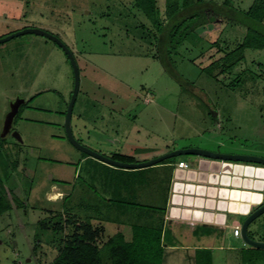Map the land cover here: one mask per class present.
Wrapping results in <instances>:
<instances>
[{"label": "rangeland", "instance_id": "1", "mask_svg": "<svg viewBox=\"0 0 264 264\" xmlns=\"http://www.w3.org/2000/svg\"><path fill=\"white\" fill-rule=\"evenodd\" d=\"M166 2L157 0L161 16ZM251 7L249 20L244 12ZM193 11L211 12L216 19L168 53L170 26ZM262 17L264 0H203L157 32L132 0H0V39L34 28L57 37L71 51L79 71L71 130L93 152L107 158L121 152L136 161L183 148L264 157V47L236 52L242 59L230 72L204 70L221 57L220 51L238 49L248 32L252 46L264 44V18L257 22ZM73 80L66 54L52 40L24 34L0 43V139L6 141L0 151V179L14 198L12 202L6 195L12 210L0 217V264H49L57 255L59 234L39 231L34 246L36 224L63 205L81 219L105 214L121 218L118 203L108 210L102 201L109 197L110 184L119 187L123 168L82 153L66 137ZM17 98L24 103L10 132L1 137ZM183 159L194 162L181 156L151 166L147 189L133 186L124 200L141 205V195L151 194L161 216L173 171L166 165ZM55 192L62 197H54ZM127 212L129 219L148 209L128 206ZM229 219L232 227L242 220ZM63 226V235L73 231L71 225ZM215 235L214 264H264V249L246 246L232 229ZM248 236L264 242V215L249 226ZM241 248L245 250L239 254ZM181 258L175 255L173 262L179 264ZM166 260H171L169 253ZM182 264L188 263L183 259Z\"/></svg>", "mask_w": 264, "mask_h": 264}, {"label": "trees", "instance_id": "2", "mask_svg": "<svg viewBox=\"0 0 264 264\" xmlns=\"http://www.w3.org/2000/svg\"><path fill=\"white\" fill-rule=\"evenodd\" d=\"M203 0H167L164 15L161 16L160 9L158 7L157 0H132L134 8H137L145 19L151 24V26L157 31L162 32L166 22L171 20L177 14L193 8L200 4ZM251 7L248 12H244V16L251 20ZM264 17L257 19V22L262 23ZM216 16L211 12L198 13L193 11L186 15L184 18L176 21L170 26L167 33V44L168 53L172 49L179 47L185 39L200 27H205L209 23H213ZM250 32H248L243 38V43L238 49L232 51H220L221 57L217 60L211 61V63L204 70L210 72L212 69H219V73L230 72L241 59L236 58L234 55L236 52L243 51L245 48H263L264 44L261 43L256 46H252L249 42ZM215 42L210 45V48H215ZM219 52V50H218ZM31 101V100H30ZM20 108V107H19ZM19 112V110H18ZM6 141L5 139H0V151L5 150ZM8 158V155H7ZM114 161H119L123 163H139L134 157L123 155L120 153H113L109 157ZM9 159V158H8ZM163 164V163H161ZM12 169L17 168V162L11 163ZM147 169H130L120 170V179L125 180V190H132L131 178L138 181L139 184L143 185L147 183ZM122 171V172H121ZM149 172V171H148ZM130 174V178L128 174ZM122 174L124 176H122ZM132 175V176H131ZM133 179V180H134ZM4 181L0 179V186L5 192V196H0V217L12 210V205L14 198H12L10 191H7L3 186ZM7 196L11 197L9 201ZM71 194L62 198V201L67 202L70 199ZM114 198V197H113ZM114 201L118 203L124 211V215H127L128 206H140L135 203H127L126 200ZM112 200V199H111ZM110 200V201H111ZM92 207H95L91 205ZM112 205H108V210L111 209ZM143 208V206H142ZM155 209V208H152ZM159 210V209H156ZM164 213L165 209H160ZM122 211V212H123ZM155 211V210H154ZM49 215L37 222V233L35 234V245L40 241L39 231L46 233L51 231L54 236L59 234L57 237L56 248L57 255L49 264H161L163 260V240L165 238V232L163 233L162 226H145V225H133L131 227V239L130 241H125L121 232L116 233L114 236L108 238L104 242L102 241L103 229L97 224H92V221L97 218L98 220H103L105 222L112 221L111 216L98 215L94 218L92 215L89 217H83L71 212V209L63 205L62 209L53 213L48 211ZM64 217L67 219H64ZM71 225L73 231L70 234L63 235L65 227L63 225ZM35 248V247H34ZM249 250V249H248ZM246 250V251H248ZM244 252V250H243ZM194 264H211L210 251L201 249L195 253Z\"/></svg>", "mask_w": 264, "mask_h": 264}, {"label": "water", "instance_id": "3", "mask_svg": "<svg viewBox=\"0 0 264 264\" xmlns=\"http://www.w3.org/2000/svg\"><path fill=\"white\" fill-rule=\"evenodd\" d=\"M36 34L56 43L66 54L73 70V91L67 105L64 129L68 141L82 153L103 163L123 169H142L154 166L167 159L191 156L194 162L188 169L175 168L171 185V212L175 218L193 219L204 223L225 225L232 216L241 217L239 223L242 242L255 249H264V242L248 236L249 226L264 215V158L255 155L220 153L199 148L169 151L154 159L140 163L114 161L82 146L73 137L71 116L79 90V71L75 58L66 45L57 37L34 28L24 29L0 39L3 43L13 37ZM24 103L16 99L6 114L1 137L11 130L12 122ZM13 136L20 139L16 133Z\"/></svg>", "mask_w": 264, "mask_h": 264}, {"label": "crops", "instance_id": "4", "mask_svg": "<svg viewBox=\"0 0 264 264\" xmlns=\"http://www.w3.org/2000/svg\"><path fill=\"white\" fill-rule=\"evenodd\" d=\"M198 5H196V6H198ZM199 29L203 30V27H200ZM117 144H119V142H117ZM183 149H185V148H183ZM210 151H212V150H210ZM215 152H217V151H215ZM113 153H116V151H113ZM117 153H121V152H117ZM151 158L154 159V156L149 157V158L143 157V158H140L138 161L143 162V161H146V160L151 159ZM179 162L186 163L188 165V167L191 166V162L188 160L183 159V160H180ZM178 163L166 165L168 168L173 167L172 168L173 171L171 174L169 188L167 190V193L165 195V200L163 202L164 205L162 204L163 205L162 208L165 209L164 213L160 212L161 216L156 215V213L158 211L156 212V210H155L156 206L154 204L155 201L153 200L155 196H151V194H150V197L147 198V197H144V194H143V195H141L140 200L142 202H141L140 206L141 207L143 206V208L145 210L148 209V212L143 213L142 216H140L136 212H134V215L132 213V216L129 219H126L125 215H124L125 210L123 211V209H120L119 215L121 218L115 217L111 222H105L103 220L101 222H96V221L94 222V220L92 221V224L98 223L97 225L103 229V231H102V235H103L102 241L103 242L105 240H107L108 238L114 236L118 232H121L125 241H127V242L130 241V239H131V227L133 225H136V224L140 225V223H141L142 225H145V226H151L152 225V226H156V227L162 226L163 233L165 232V238L162 241L164 253H163V260H162L161 264H168V263L177 264L175 261L173 262V260L175 258V255L178 256L179 254L182 255V258L179 260V264L180 263L182 264L183 259H185L188 264H194L195 253L201 249H205V250L210 251L211 264H214V253H215L214 244L217 243V237L215 235V232L216 231L224 232L228 228L232 229V231H233V228L236 226H239V224L238 225L235 224L232 227L229 225V222H226L225 225H216V224H214V222L213 223H204L202 221H195L193 219H181V218L173 217L174 213L171 212V209H172L171 185L173 183L174 170H175V168H177ZM94 164L96 165V163H94ZM99 166L101 169L107 168V167H104V165H102V166L99 165ZM151 169L152 168L150 167L149 170H151ZM121 170L128 171L130 169H121ZM122 176H124V175L122 174ZM128 176L130 178V174H128ZM133 179L131 178L132 185L138 186V184H139L138 181H136L135 179L133 180ZM125 180H129V179H125ZM125 180L124 179L121 180V183H119V187L117 188V190H116V188H114V186L112 184L109 185V187H108L109 190L106 193L109 197L103 199V201H102V203L106 207L108 205H112V203L114 201L118 202L119 201L118 199H120V198H122L124 200V197L126 195V190L124 188L125 187V184H124ZM150 181H151V177L149 176V173H148L147 174V183H145L143 185L139 184V186H141L143 188L146 187V189H147V187L150 184ZM134 189L135 188H132V190H129V191L127 190L128 194L133 193ZM53 195L54 196L58 195L60 198L62 197L59 194V192H55ZM113 197H118V199L116 198L117 200H115ZM162 199H164V198H162ZM49 201H51V200H49ZM127 203H132V202H127ZM152 208H155V209H152ZM110 225H112V227L109 228ZM219 248H221V246ZM243 250H245V249L244 248L238 249V252H240L239 254H241V252ZM168 253H169V256L171 257V260H169V262L166 260V255H168Z\"/></svg>", "mask_w": 264, "mask_h": 264}, {"label": "built area", "instance_id": "5", "mask_svg": "<svg viewBox=\"0 0 264 264\" xmlns=\"http://www.w3.org/2000/svg\"><path fill=\"white\" fill-rule=\"evenodd\" d=\"M177 168L188 169L189 167H188V165L186 163L179 162L177 164ZM232 233H233L234 237H240V228H239V226L234 227Z\"/></svg>", "mask_w": 264, "mask_h": 264}, {"label": "flooded vegetation", "instance_id": "6", "mask_svg": "<svg viewBox=\"0 0 264 264\" xmlns=\"http://www.w3.org/2000/svg\"><path fill=\"white\" fill-rule=\"evenodd\" d=\"M237 154H246V155H254V154H247V153H237ZM256 156V155H255ZM261 157V156H260ZM264 158V157H263ZM255 222V221H254ZM252 239V238H251Z\"/></svg>", "mask_w": 264, "mask_h": 264}, {"label": "bare ground", "instance_id": "7", "mask_svg": "<svg viewBox=\"0 0 264 264\" xmlns=\"http://www.w3.org/2000/svg\"><path fill=\"white\" fill-rule=\"evenodd\" d=\"M55 197V196H54Z\"/></svg>", "mask_w": 264, "mask_h": 264}]
</instances>
